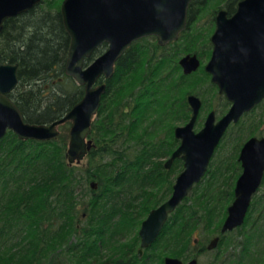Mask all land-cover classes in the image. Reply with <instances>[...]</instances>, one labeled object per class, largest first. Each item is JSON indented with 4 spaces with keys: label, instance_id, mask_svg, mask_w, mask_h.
Instances as JSON below:
<instances>
[{
    "label": "trees",
    "instance_id": "trees-1",
    "mask_svg": "<svg viewBox=\"0 0 264 264\" xmlns=\"http://www.w3.org/2000/svg\"><path fill=\"white\" fill-rule=\"evenodd\" d=\"M215 1L233 13L240 0H193L178 40L161 46L154 36L146 37L154 41L148 44L142 42L146 38L138 39L119 58L113 77L103 79L107 90L92 122L86 169L68 163L67 134L24 140L8 131L0 140V264H107L111 259L117 264H156L161 242L167 254H180L197 229L221 225L239 175L231 170L238 165L233 158L230 163L212 161L206 176L170 215L162 234L138 257L137 229L171 195L174 174L183 165L181 158L170 168L165 163L180 144L177 124L192 116L188 96L201 92L199 116L211 109L223 114L228 106L225 97L214 104L213 98L221 94L206 70L185 74L179 64L182 54L190 52L210 57V48L199 47L211 42L215 25L203 32L195 24L201 17L215 20L216 10H206ZM59 7V0H42L9 18L0 34V64H19V85L9 96L31 123L62 117L84 96V86L66 73L71 38ZM106 48V43L98 47L86 64ZM204 84L206 91L200 89ZM255 127L233 126L241 136L238 141ZM91 181H97V188H91ZM261 203L255 197L246 229L253 225L256 230L253 215L262 211ZM132 232L134 236L124 241ZM255 233L246 236L245 256L235 260L238 264L248 254L253 262L247 264L263 263L261 242L253 246L257 252L251 248Z\"/></svg>",
    "mask_w": 264,
    "mask_h": 264
},
{
    "label": "water",
    "instance_id": "water-1",
    "mask_svg": "<svg viewBox=\"0 0 264 264\" xmlns=\"http://www.w3.org/2000/svg\"><path fill=\"white\" fill-rule=\"evenodd\" d=\"M192 1L63 0L61 14L71 38L66 73L84 86V96L52 122H28L9 96L19 85V64H0V140L8 131L24 140H51L59 136L60 125L71 121L67 160L70 165L80 163L93 145L89 137L92 122L107 90V82L102 79L113 77L117 61L134 41L156 36L158 43L164 46L177 40L187 27ZM39 2L0 0V34L8 18L27 12ZM211 41L213 50L205 70L232 104L219 119L214 110L210 111L203 127L195 131L202 99L193 93L188 96L192 116L184 125L176 126L175 135L180 144L165 163L170 168L174 160L181 157L184 168L175 179L171 195L142 221L139 254L154 242L169 216L206 174L214 151L229 126L264 98V0H240L230 16L226 9H220ZM104 43L107 48L86 64V59ZM179 64L185 74H191L200 68L201 60L197 53H187L180 58ZM241 159L244 172L236 182L235 198L228 208L223 231L244 222L252 196L261 184L264 137L250 138L244 145ZM91 186L96 188L97 182L93 181ZM215 243L216 240L210 247ZM196 263L194 259L188 264ZM165 264H183V261L167 257Z\"/></svg>",
    "mask_w": 264,
    "mask_h": 264
},
{
    "label": "rangeland",
    "instance_id": "rangeland-1",
    "mask_svg": "<svg viewBox=\"0 0 264 264\" xmlns=\"http://www.w3.org/2000/svg\"><path fill=\"white\" fill-rule=\"evenodd\" d=\"M45 1V0H43ZM62 3H63V0H59V4H60V12H61V6H62ZM217 2H213L212 4H210L206 10H212V9H215L216 10V14H217V11L220 9V7H218V5H215ZM41 4V3H40ZM215 5V6H214ZM43 6L46 7V4L45 2L43 3ZM57 6V4H56ZM58 9V7L56 8ZM213 15V14H212ZM215 25V20L213 21V16H207L205 18H199L198 22L195 24L196 27H199L200 30H202L203 32H206V30L211 27L212 25ZM216 28V26H215ZM215 28L212 30L211 34H210V37L211 35L213 34ZM146 37H150V36H146ZM146 37H143V38H146ZM156 37V36H154ZM180 37V36H179ZM143 38H140V39H143ZM157 38V37H156ZM179 39V38H178ZM177 39V40H178ZM157 43H158V40H156ZM173 41H176V40H173ZM144 42L145 44H148L150 42H154L152 39L150 38H146L144 39ZM172 42V41H170ZM170 42H168L167 44H169ZM159 44V43H158ZM165 44V45H167ZM160 45V44H159ZM164 45V46H165ZM212 43L211 42H208V46H207V43H205L204 41L202 43H200V47L199 49L201 50H207V48L209 49H212ZM192 53V52H190ZM206 53V52H205ZM187 54V53H186ZM100 55V54H99ZM185 55V54H182V56ZM198 55V54H197ZM181 56V57H182ZM97 57V56H96ZM95 57V58H96ZM180 57V58H181ZM199 57V56H198ZM200 60H201V68L200 69H204L205 70V65L207 63V61L209 60V57L207 58V56H202V57H199ZM103 80V79H102ZM105 81V80H103ZM17 88V87H16ZM200 89H203L206 91V84L202 85V87ZM198 91L197 90L195 93L193 94H196L198 95L200 98L202 97V94H198ZM214 99V104L215 105H220V102H223L224 101V97L223 95H221V97H218V98H213ZM262 108H264V101H263V104L255 111V113L253 115L250 116V119L246 116L245 119L246 121L248 122L249 120H254V121H258V120H261V125L258 126V129H257V133L260 132V134L264 135V110H262ZM209 111H202L200 116L198 117L196 123H195V131H199L202 127H203V124H204V121H205V118L207 116ZM222 116V114L220 113L218 115V118H220ZM189 121V120H188ZM188 121H181L179 122L177 125H184L185 123H187ZM63 125V124H62ZM60 125L59 129H60V133L62 135H68L67 137V140H68V143H69V139H70V128H71V121H68L66 122V124L64 126ZM237 129L236 128H233L231 127L228 131V133L226 134V136L224 137V139L222 140V146L218 149V154H217V159H221V160H224V161H227L226 163H230L232 161V158H234L236 156V152H237V141L238 139L241 137L240 134L238 135V131H236ZM239 136V137H238ZM88 155V154H87ZM166 158H163L161 159V161L165 162ZM89 164V161H88V156H86L80 163H75L73 165H78L79 167L83 168V169H86L87 168V165ZM174 165V164H173ZM172 165V166H173ZM179 171L176 172V174H174V181H175V178L176 176L183 170V165H180L179 166ZM234 171V167H232V172ZM92 182V181H91ZM97 182V181H95ZM91 185V183H90ZM86 186L84 184H81L80 185V190L83 189V191H85V188ZM92 188V186H91ZM97 188V187H96ZM264 188V185L263 187ZM95 189V188H94ZM191 193V192H190ZM189 193V194H190ZM170 196V195H169ZM167 196V198L169 197ZM258 197H259V200H262V203H263V200H264V194L263 192L258 194ZM166 198V199H167ZM165 199V200H166ZM164 200V201H165ZM192 202V200H190ZM264 204V203H263ZM189 205V204H187ZM253 215V214H252ZM253 217H255V219L258 221V226L256 228V230L254 229V227L250 228L249 226L247 227V229L245 228L246 232L247 231H255L256 233L254 234L256 240L253 241L252 245H251V248L253 250H255L254 252H257L256 249L258 248H254L253 246H258V244L260 243L261 244V248L264 247V207L262 208V211L261 212H254V215ZM136 230V229H135ZM134 230V232H135ZM139 230V228L137 229V231ZM259 231H261V234L259 233ZM134 232H132V234L130 236H126L123 238L124 241H127L129 240L132 236H134ZM202 232H203V229H202ZM134 233V234H133ZM241 233V232H240ZM251 232H247L245 236H241L239 235L236 231L232 232L229 237H228V240H232V237L237 239L238 241V237L241 241H243L244 239L246 240V236L249 235ZM207 235L202 233V235H200L201 239H203V241H206V239H210V237L212 235L209 234V238H206ZM257 241V242H256ZM259 244V245H260ZM235 248V252L236 253H239L238 251H241V248L239 247H234ZM233 248V249H234ZM223 248L221 247V250ZM229 250L228 249H223V251H227ZM232 249H230L231 251ZM217 250L215 251H208L207 253H205L204 255L200 256V264H233V259H238L237 257L233 256L234 255V252L232 254H225V253H222V254H219V253H216ZM258 257L260 256H257V259ZM252 259V261H250ZM244 263L243 264H247V263H252L253 262V255L252 254H248V256H246L244 258ZM234 264H238L237 261L234 262ZM255 264V263H254Z\"/></svg>",
    "mask_w": 264,
    "mask_h": 264
},
{
    "label": "flooded vegetation",
    "instance_id": "flooded-vegetation-1",
    "mask_svg": "<svg viewBox=\"0 0 264 264\" xmlns=\"http://www.w3.org/2000/svg\"><path fill=\"white\" fill-rule=\"evenodd\" d=\"M41 1L42 0H40V2L39 3H37L35 6H38V5H40V3H41ZM239 3V2H238ZM34 6V7H35ZM237 6H238V4H237ZM33 7V8H34ZM224 9H226L225 7H223ZM223 8H220V9H223ZM219 9V10H220ZM237 9V8H236ZM218 10V11H219ZM227 10V9H226ZM29 11V10H28ZM218 11H217V13H218ZM228 11V10H227ZM236 11V10H235ZM25 13V12H24ZM234 13V12H233ZM233 13H229V11H228V15L230 16V15H232ZM23 14V13H22ZM217 15V14H216ZM216 15H215V26H216ZM18 16V15H17ZM15 17V16H14ZM10 18H12V17H10ZM9 19V18H8ZM7 19V20H8ZM6 20V21H7ZM5 21V22H6ZM4 26H5V23H4ZM4 29V28H3ZM212 36V35H211ZM210 41H211V37H210ZM211 43H212V41H211ZM212 45H213V43H212ZM212 50H213V46H212V49H211V54H212ZM210 57H211V55H210ZM210 57H209V59H210ZM208 62V61H207ZM2 64V63H1ZM202 65V64H201ZM200 68H201V66H200ZM199 68V69H200ZM209 75H210V77H211V74L209 73ZM211 81H212V77H211ZM213 82V81H212ZM214 83V82H213ZM216 84V83H215ZM217 85V84H216ZM218 87V86H217ZM218 90H219V88H218ZM219 93H220V91H219ZM221 95H223V97H225V99L227 100V102H228V106L226 107V110L224 111V113L222 114V116L229 110V108H230V106H231V104H232V102L227 98V96L224 94V93H220ZM263 101H264V98H263V100L261 101V102H259L257 105H255L251 110H249V111H246L242 116H241V118L239 119V121L237 122V123H243V124H245V123H253L254 125H261V120H258V121H254V120H249L248 122L246 121V119H245V117L247 116L249 119H250V116L251 115H253L254 113H255V111L263 104ZM203 104V103H202ZM202 108V107H201ZM212 110H214L215 112H216V115H217V119H219L218 118V115L220 114V112L217 110V109H211L210 111H212ZM262 110H264V108H262ZM209 111V112H210ZM208 112V113H209ZM237 123H232L230 126H229V128L227 129V131L225 132V134H224V136L222 137V139H221V141H220V143H219V145L216 147V149H215V151H214V154H213V156H212V158H211V160H210V163H209V166H208V169H207V171H206V174H207V172H208V170H209V168H210V165H211V163H212V161L213 160H215V158L217 157V154H218V149L222 146V140L224 139V137L226 136V134L228 133V131H229V129L231 128V127H233L235 124H237ZM257 129H258V127H255L254 128V131L251 133V135H249L248 137H246L245 139H242V140H240V141H237V145H238V147H237V152H236V156L233 158L234 159V161L236 160L237 161V163H238V165H236V168H234V170L236 171H238V176L236 177V180H235V183H234V198H235V187H236V182H237V180L239 179V177L242 175V173L244 172V166H243V160L241 159V155H242V151H243V148H244V145H245V143L250 139V138H252V137H257V138H263L264 137V135H262V134H260V132L259 133H257ZM178 158H181V157H178ZM177 159V158H176ZM175 159V160H176ZM182 159V158H181ZM174 160V161H175ZM183 160V159H182ZM174 163V162H173ZM173 163H172V165H173ZM171 165V166H172ZM183 166H184V160H183ZM184 168V167H183ZM231 170H232V168H231ZM231 170L229 171V172H231ZM206 174L203 176V178L206 176ZM202 178V179H203ZM201 179V180H202ZM200 180V181H201ZM199 181V182H200ZM198 182V183H199ZM197 184V183H196ZM195 184V185H196ZM194 185V186H195ZM263 185H264V175H263V178H262V181H261V184L258 186V188H257V190L254 192V194H253V196H252V200H251V204H250V207H249V210H248V212H247V215H246V217H245V220H244V222L242 223V224H240V225H238V226H236V227H234V228H232V229H228V230H225V231H223V224H224V221H225V219H226V217H227V215H228V208H229V206H230V204L233 202V200H234V198H233V200L227 205V208H226V210H227V215H226V217L224 218V220H223V222L221 223V225L218 227V228H211V229H208V230H205L204 228H200V229H197L196 230V233H195V235H194V238H193V241L191 242V243H189V245H183L181 248H180V254H167L166 253V248H165V246H163L162 245V242L160 243V245H158V249H157V262H155L156 264H165V260H166V258L167 257H177V258H179V259H181L182 261H183V264H188L189 262H191L192 260H194V259H196L197 260V263L196 264H200V256H202V255H204L205 253H207L208 251H215V250H217V252L216 253H219V252H221V253H219V254H222V253H225V254H232L233 252H234V255L233 256H235V257H237L238 259H233L234 261L235 260H241L242 258H243V255L245 254V246L247 245V241L244 239L243 241H241L240 239H239V237H238V241H237V239H235V238H233L232 237V240H228V237H229V235L232 233V232H234V231H236L239 235H243V236H245L246 235V233L247 232H253V231H247L246 232V230H245V228H246V218L248 217V215H249V211H250V209H251V207H252V205H253V201H254V199H255V197H258V194H260V193H262L263 192V194H264V188H262L263 187ZM194 188V187H193ZM262 201V200H261ZM263 203H264V201H263ZM263 203H261V204H263ZM263 207H264V204H263ZM149 214V213H148ZM147 217V216H146ZM170 217V216H169ZM168 220H169V218H168ZM167 220V221H168ZM142 223V222H141ZM166 224V223H165ZM165 226V225H164ZM164 226H163V228L161 229V231H160V233H159V235L157 236V238L154 240V242L153 243H151L148 247H150L151 245H153L154 243H155V241L158 239V237L160 236V234H162V231H163V229H164ZM140 227H141V224H140ZM140 227H139V230H140ZM249 227H254L253 225H250ZM202 229H203V232H202ZM139 230H138V233H139ZM241 232V233H240ZM202 233H204V234H206L207 236L205 237V239L206 238H209V234L210 235H212L211 237H210V239H206V241H203V239H201V237H200V235H202ZM140 235V234H139ZM231 236V235H230ZM214 240H216V243L214 244V246H212V247H210V245L212 244L213 245V241ZM230 241V242H229ZM239 247V248H241V251H238L239 253H236L235 252V248L234 247ZM148 247H146V248H144V250H143V253L142 254H139V249L141 248V236H140V246L138 247V257H142L143 255H144V253H145V251H146V249L148 248ZM221 247L223 248V249H228L229 248V250H227V251H223V249L221 250ZM234 248V249H233ZM230 249H232L231 251H230ZM245 256V255H244ZM263 259H264V257H263ZM114 261V259H111L109 262H107V264H117V263H115V262H113ZM130 264H140L139 262H137V261H135V262H133V263H130ZM261 264H264V260H263V263H261Z\"/></svg>",
    "mask_w": 264,
    "mask_h": 264
}]
</instances>
